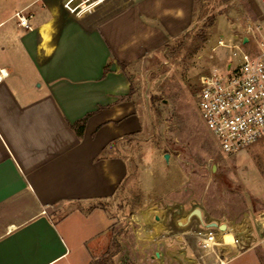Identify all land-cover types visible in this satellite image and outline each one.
Masks as SVG:
<instances>
[{
    "label": "crops",
    "instance_id": "crops-1",
    "mask_svg": "<svg viewBox=\"0 0 264 264\" xmlns=\"http://www.w3.org/2000/svg\"><path fill=\"white\" fill-rule=\"evenodd\" d=\"M67 3L0 0V264H92L109 247L116 219L106 203L131 171L123 143L143 129L131 70L189 29L194 6L109 0L75 13ZM22 9L33 14L31 29L18 25ZM85 117L79 136L73 125ZM186 209L161 205L146 221L152 264H219L199 252L206 228ZM235 218L225 224L236 246L219 245V257L264 264L256 253L232 256L239 245L253 251L264 206ZM223 234L215 230L217 241Z\"/></svg>",
    "mask_w": 264,
    "mask_h": 264
},
{
    "label": "rangeland",
    "instance_id": "rangeland-1",
    "mask_svg": "<svg viewBox=\"0 0 264 264\" xmlns=\"http://www.w3.org/2000/svg\"><path fill=\"white\" fill-rule=\"evenodd\" d=\"M185 13L184 5V25ZM254 21H264L261 0H194L189 29L131 70L132 89L142 103L143 129L123 143L131 171L124 192L106 203L116 223L99 258L121 252L120 264H152L146 221L161 205L199 207L222 223L250 207L264 206L258 196L264 195V136L241 151L222 150L202 118L198 95L202 75L232 58L223 47L213 51L218 40L244 32ZM254 236L253 251L244 252L247 247L239 245L232 256L257 254L264 262L263 229L254 228ZM198 250L205 259L215 260L207 249Z\"/></svg>",
    "mask_w": 264,
    "mask_h": 264
},
{
    "label": "built area",
    "instance_id": "built-area-1",
    "mask_svg": "<svg viewBox=\"0 0 264 264\" xmlns=\"http://www.w3.org/2000/svg\"><path fill=\"white\" fill-rule=\"evenodd\" d=\"M107 1L67 0V5L73 11H82ZM14 15L19 26L31 29V12L22 9ZM244 46L250 48L244 49ZM218 47L232 53V58L229 62L213 65L202 75L199 108L206 127L222 150L238 152L264 136V23H249L244 32L231 35L226 40L219 39L213 51ZM6 75L1 70L0 80ZM215 230L206 228V231L199 232L200 247L212 252L219 264H225L216 251L222 241H217Z\"/></svg>",
    "mask_w": 264,
    "mask_h": 264
},
{
    "label": "water",
    "instance_id": "water-1",
    "mask_svg": "<svg viewBox=\"0 0 264 264\" xmlns=\"http://www.w3.org/2000/svg\"><path fill=\"white\" fill-rule=\"evenodd\" d=\"M238 37V36H236ZM244 40L246 41V38H244ZM115 65H113V69H115ZM170 154L166 153L164 154V158L166 161L169 160ZM192 216H196L197 218H199L202 221V227L204 228H214L220 232H224L227 230V225L225 223H219L216 221H211L208 223L203 222L202 220V212L201 209L199 207H195L191 212H190V217Z\"/></svg>",
    "mask_w": 264,
    "mask_h": 264
},
{
    "label": "trees",
    "instance_id": "trees-1",
    "mask_svg": "<svg viewBox=\"0 0 264 264\" xmlns=\"http://www.w3.org/2000/svg\"><path fill=\"white\" fill-rule=\"evenodd\" d=\"M213 21H214V18H213V17L209 18V24H212ZM86 120H87V117H85V118L79 120L77 123H75V124L73 125V127L75 128V130H76V132H77V134H78L79 136H81L82 133H83V130H84V127H85V123H86ZM118 247H119V246H118ZM113 256H114L113 253L110 254V255L107 254L106 256L99 258L98 260H96V261H95L94 263H92V264H113V261H112V257H113Z\"/></svg>",
    "mask_w": 264,
    "mask_h": 264
},
{
    "label": "bare ground",
    "instance_id": "bare-ground-1",
    "mask_svg": "<svg viewBox=\"0 0 264 264\" xmlns=\"http://www.w3.org/2000/svg\"><path fill=\"white\" fill-rule=\"evenodd\" d=\"M226 236H229L228 238V241L225 239ZM221 237V236H220ZM203 238V237H201ZM218 238V237H217ZM222 243L221 244H218V245H222V246H232L235 244L236 246V238H233V237H230V232H225L223 235H222ZM214 245H216L215 243H213Z\"/></svg>",
    "mask_w": 264,
    "mask_h": 264
}]
</instances>
